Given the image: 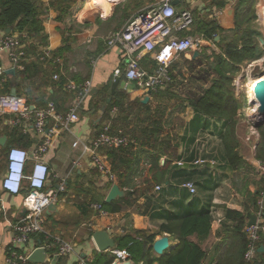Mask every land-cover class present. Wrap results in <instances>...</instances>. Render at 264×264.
<instances>
[{
	"label": "crops",
	"instance_id": "1",
	"mask_svg": "<svg viewBox=\"0 0 264 264\" xmlns=\"http://www.w3.org/2000/svg\"><path fill=\"white\" fill-rule=\"evenodd\" d=\"M155 1L36 0L46 16L43 30L46 44L38 45L36 51L39 53L42 48L47 47L61 57L62 64L54 67L52 64L44 63L34 69L29 78L24 79H15V74H6V76L10 75L12 83L15 82L17 85L10 87L9 92H2L5 81L0 84V100L7 96L23 97L36 108L53 100L57 110L62 113L72 106L73 95L65 93L57 85L54 90L51 88L52 73L60 69L61 77L65 81L81 82L90 79L93 84L91 95L85 100L81 112L79 111L80 120L71 125L69 132L55 135L45 155L51 169L47 187L55 189L60 183H64L65 189L58 192V198L52 204L53 208L47 209L44 227L51 234L59 235L73 243L74 252L59 257L62 259L59 263L57 258L55 263L50 260L43 264H80L82 261L91 263L99 252L92 240V233L97 230H112L111 236L115 239L116 245L113 249H119L116 241L118 237L130 234L141 241L143 233L154 235V241L167 236L172 249L178 244V240L166 232H161L159 228L167 212L184 213L190 208L200 209L210 203L212 235H215V230L223 223L231 225V221L225 222L226 208L243 212L245 215L247 212L254 214L256 212L255 206L254 209L246 208L244 203L247 202V197L243 189L235 188L232 183H228L232 182L234 174L242 170L241 166L232 168L226 162L220 140V134L225 128L224 120L218 117H206L199 113L189 104L188 96L199 93L198 88L201 85L204 87L214 78L212 67L215 64V56L221 54L227 47L241 48L244 45L251 47L253 57L244 60L239 65V70L245 64L254 67L264 60V9H262L264 0H176L173 5L177 10L188 9L192 12L194 22L189 34L203 36L201 49L175 59L170 67L172 79L168 87H161L153 93L143 94L133 84L125 87L121 77L118 87L125 94L122 103L127 107L129 116L120 115L118 124L125 135L132 140V144L126 154L121 153L118 157H112L105 152L109 166L112 168L113 163L116 169L113 171L116 175L114 182L100 175L92 165L89 155L81 154V145L94 136L95 124L100 122L98 119L101 117V108L98 112L89 111L91 98L100 100L103 95L95 97L94 93L99 89L103 90L104 85L114 81L115 70L121 71L123 68L124 71L126 68L120 47L118 45L108 47L106 40L113 32L120 29L126 20L151 6ZM200 23H211V26L200 29ZM3 35L4 32L0 29V41ZM28 53L30 57L27 62L35 60V55ZM201 54L202 60L198 59ZM0 62L6 71L12 69L5 50H0ZM140 66L153 71L156 62L152 55L141 54ZM184 70L191 74L202 73L206 76L205 82L203 76L201 80L193 78L185 82L182 77ZM206 72H209L210 76L205 75ZM252 81L255 84V80ZM182 87L186 88L185 92ZM147 96L148 101L143 103L142 100ZM248 98L253 108L245 109L239 103L235 115L246 116L250 120L254 118L252 124L250 123L249 126L244 124L241 129H248L251 126L252 129L257 130L264 123L255 126L258 121L257 100L252 102L251 96ZM139 104L147 105L148 109L139 107ZM113 108L117 110L112 120L114 126L119 110L116 106ZM108 116L109 114L101 124L108 120ZM155 119L156 122L162 121L160 131L153 133L150 141L143 131L146 127L150 128ZM13 130L8 116L0 115V137H6L4 146L0 145L3 161L0 166V177L5 169L7 148L11 145H19L17 141L10 142L11 137L13 139ZM19 133L27 140L26 144L20 146L29 152L27 168H30L33 163L32 152L39 138L32 128L27 133H22L19 129ZM246 139H250L249 135ZM76 140L79 144L73 146ZM162 146L169 148L160 155L159 166L154 170L157 173L155 181L148 156L157 152L155 148L159 150ZM239 154L243 159H249L248 156ZM115 160L118 165L116 168ZM196 160H204V162L195 164ZM252 165L257 175L253 177L254 179H250L253 180V184H249L248 189L255 193L254 198L257 199L259 191L264 189V160L261 162L255 160ZM128 179L134 187L129 188ZM188 181L194 183L195 192L183 186ZM113 184H117L124 192L123 197L127 189L135 190V194L131 198L120 197L113 200L115 203L109 210L104 208L108 212L107 216L100 217L90 210L89 203L106 202L107 194ZM86 196L91 199H86ZM23 199L24 189L18 194H10L4 191L0 184V264H6V251L12 239L11 225L25 216L22 214ZM179 202L182 204H175ZM246 220L248 223L247 215ZM85 227L90 232L89 236L84 235ZM222 234L215 237L217 243L223 238ZM35 236L26 244L25 251H31L38 246ZM261 246L259 252H264V246ZM106 253L112 255L111 250ZM151 254L153 257L159 256L153 249ZM259 259V264H264V254L260 255ZM135 263L130 254L126 259L113 257L110 264ZM141 263L142 260L138 262Z\"/></svg>",
	"mask_w": 264,
	"mask_h": 264
},
{
	"label": "built area",
	"instance_id": "2",
	"mask_svg": "<svg viewBox=\"0 0 264 264\" xmlns=\"http://www.w3.org/2000/svg\"><path fill=\"white\" fill-rule=\"evenodd\" d=\"M193 22L192 12L188 9L177 10L173 0H156L151 6L130 17L106 40L108 47H120L126 64L123 73L115 70V79L122 77L125 87L133 84L143 94L153 93L163 87L170 81L169 71L173 61L188 52L199 51L202 47L203 36L189 34ZM0 50L7 52L14 70L22 69L23 63L30 57L18 34L4 35L0 41ZM141 54L153 56L156 62L153 71L140 66ZM35 56L54 67L62 64L61 57L47 47L42 48ZM5 77L6 69L0 62V84L5 81ZM60 78V69L52 73V80L59 81ZM63 89L73 95L72 106L64 113L57 110L54 101L36 108L23 97L7 96L0 100V115L8 116L11 127L20 129L22 133H27L32 128L39 138L32 152L33 163L30 168H27L29 152L23 146L11 145L5 154V169L0 177L1 187L10 194H18L24 189L23 206L26 210L25 216L11 225L12 239L6 251V264H27L29 254L37 247L46 250L45 262L54 256L59 258L74 252L73 243L51 234L44 227L48 207L56 202L58 192L65 189L64 183H60L55 189L47 187L51 169L45 155L52 145L53 137L69 132L71 125L80 120L79 111L91 95L93 84L90 79L81 82L67 80ZM116 112V108L111 109L108 120L101 124L88 142L81 145V154L89 155L92 165L110 182L115 181L116 175L107 162L105 152L110 148H128L132 144L122 128L112 125ZM78 144L77 140L73 142V146ZM203 162L204 160H196L194 163ZM183 186L195 192L192 181L185 182ZM255 205L256 221L250 226L246 223L244 227L246 248L243 257L247 263L254 262L264 238V189L259 191ZM89 208L100 217L108 214L101 203H89ZM38 234H43L44 241L31 251H25L26 244ZM111 254L114 259L130 257L126 249H111ZM80 264L87 263L82 261Z\"/></svg>",
	"mask_w": 264,
	"mask_h": 264
},
{
	"label": "trees",
	"instance_id": "3",
	"mask_svg": "<svg viewBox=\"0 0 264 264\" xmlns=\"http://www.w3.org/2000/svg\"><path fill=\"white\" fill-rule=\"evenodd\" d=\"M45 19L46 16L37 4L36 0H0V29L4 32V35L18 34L20 41L26 44V50L27 52H30V54L32 53L36 55L37 46L40 44H46V35L43 33ZM205 26H211V23L199 24L200 29ZM7 28H11V31L6 34L5 30ZM37 42H39V44H36ZM253 55L254 53L251 51V47L249 45H244L241 48H237L235 46L227 47L221 54L215 56V64L212 67L215 74L214 78L210 79V83L206 84L204 87L201 85L198 88L199 93L190 94V96H188L190 98L189 104H191V106L199 113L206 117H218L224 120L225 128L220 134V140L225 152L226 162L232 168L241 166L243 164V160L237 149L234 130V117L236 114L237 102L232 96L230 89L233 78L239 71V65L244 60L253 57ZM201 57L202 54L198 57V59H201ZM34 59L35 60L23 63L22 69L18 68L15 70V79L29 78L34 69L44 64L43 61L36 58V56ZM205 75L210 76V73L206 72ZM202 76L203 74L201 73L200 77ZM203 77L204 81L206 76ZM171 79L172 77L170 76V80ZM120 80L121 78H119V81ZM12 82V77L7 75L5 77V84L3 85L4 87L2 88V92H9L10 87L17 86L15 82ZM50 83L53 90L56 85L59 89L64 90L63 87L65 80L62 77L59 81H54L51 77ZM110 83L111 82L104 85L103 90L99 89L94 93L95 97L103 95L100 100H96L97 98L92 97L89 102V111L92 110L94 112H98L101 106L105 105V111L101 114L100 122L95 124L96 130L100 128L101 122L107 117L109 111L114 106H116L119 110V115L115 121L116 124H114L115 128L120 127L118 124V118L120 115H125L126 117L129 116L127 107H125L122 103L125 97L124 92L117 86L115 93L111 96ZM66 92L68 91H65V93ZM110 96L111 102L106 104V100ZM99 102H101L100 105L98 104ZM46 103L47 102H45L44 105ZM139 107L148 109L147 105L144 104H139ZM81 110L82 109H80V112ZM161 122H156L155 119V121L151 123V127H146L143 131L148 135L150 141L153 133H158L160 131ZM257 130L261 135V141L258 145H262L264 147V125L259 126ZM14 141L19 142V145H24L26 144L25 142H27L26 137L21 135L19 133V129L17 128H14L13 130V139L11 137L10 142ZM168 148V146H162V149L160 148L159 150L155 148L157 152L149 154V162L152 167L151 171H154L155 168L159 166L160 155ZM127 152L128 148H110L107 150V153L112 155V157H118L121 153L126 154ZM117 166L118 165H116L115 160V168ZM162 168H164V166ZM112 170L116 171L113 163ZM152 175L153 179L156 181L157 173L154 171ZM128 180L130 183V179ZM134 191L135 190L127 189L125 197L131 198L132 195L135 194ZM114 203L115 201H111L109 203L103 202L102 205L104 208L109 210ZM175 204L181 205L182 203L179 202ZM255 204V200H253L251 206L248 208L254 209L256 207ZM226 221H231L232 223L231 225L223 223L221 226L226 228V231L223 233L225 236L220 238L221 240L216 243L213 249L216 257L213 261L214 264H259V256L263 255L264 252H259L253 263H247L243 257L246 248V235L244 227L247 220L245 213L226 208L225 222ZM159 228L161 232H166L178 240V244L165 255L158 257L152 256L151 244L154 242V235L152 234L146 235L143 233L141 241L135 238V235H122L116 239L117 248H125L128 252H130L136 262L135 264H138L140 260H142L141 264H153L154 262H157V264H204L205 259L207 258V251L204 248V242L211 235L212 228L210 203L203 205L200 209L190 208L184 213L167 212L164 214V222L160 224ZM35 237L37 239V245L44 241L43 234H38ZM148 244H150V247H148ZM260 245L264 246V238H262ZM61 260L62 259L59 258L58 263L61 262ZM112 260V255H109L106 252H98L96 253L94 260L88 264H110ZM27 264L36 263L28 261Z\"/></svg>",
	"mask_w": 264,
	"mask_h": 264
},
{
	"label": "rangeland",
	"instance_id": "4",
	"mask_svg": "<svg viewBox=\"0 0 264 264\" xmlns=\"http://www.w3.org/2000/svg\"><path fill=\"white\" fill-rule=\"evenodd\" d=\"M263 61H260L254 67H249V65L245 64L242 67V69H240L235 74L230 91L232 92V96L236 99L237 107L239 106V103H240V105L245 109L253 108V106L248 102L249 101L248 97L250 96V92H251L248 85L249 83H251L249 82L250 80H255L256 76L264 71V64H262ZM199 72L201 73V71ZM121 73H123V68L121 69ZM240 75L242 76L240 77ZM200 76L201 74L199 73L191 74L185 70L182 72V77L184 78V80H186L185 82H189V79H193V78L200 80L201 78ZM169 83L170 81L165 83L163 85V88L168 87L167 85ZM182 88H183V91L184 90L186 91L185 87H182ZM161 91H164V90H161ZM234 119H235V122H234L235 139H236V145H237L238 152L248 156L249 159L242 158L243 160V164L241 165L242 171H239V173L234 174L232 177V182L230 181L228 183L230 184L232 183V186H234L235 188L243 189V192L246 193V197H247V202H245L244 204L246 208H248L251 206V203L253 200H255V203L257 200L254 198L255 193L251 191L250 189H248V185L253 184L252 183L253 180L250 181V179L253 177L255 178V176L257 175V172H255V168L252 165V162L253 161L255 162V160L260 161V162L262 159L264 160V147L262 145H258L259 142L261 141V135L259 134L258 130L252 129L251 126L248 129H244V130L241 129V126L244 124L246 126L247 125L249 126L250 123L252 124L255 121L254 118H251L250 120L249 117H246V116L237 117V115H235ZM247 135H249L250 139H246ZM1 155L2 154L0 153V166L2 165V162H3ZM256 168L258 170V167ZM131 187H134V185H130L129 188ZM85 198L91 199L89 196H86ZM217 221H218V217H217ZM83 231L85 233L84 235L89 236L90 232L86 229V227L83 229ZM225 231H226V228L224 227L217 228L215 230V235L211 234L209 238L204 242V248L208 252L207 258L205 259L204 264H214L213 261L216 257H215V252L213 251V249L217 243V241L215 240V237L219 234L221 235V233H224ZM223 236H225V234Z\"/></svg>",
	"mask_w": 264,
	"mask_h": 264
},
{
	"label": "water",
	"instance_id": "5",
	"mask_svg": "<svg viewBox=\"0 0 264 264\" xmlns=\"http://www.w3.org/2000/svg\"><path fill=\"white\" fill-rule=\"evenodd\" d=\"M176 3V0H173V4ZM6 33H9L11 31V28H7ZM6 74H15L14 69H10L6 71ZM119 78H116L110 86V94L111 96L115 93L116 87L118 86ZM14 90V89H13ZM253 93L257 100V111H258V121L256 122L255 126H259L264 123V72H261L258 74L255 78V84L253 86ZM111 96L107 98L106 104L111 102ZM148 101V96L145 97L142 102L146 103ZM105 111V105L101 106L100 113L102 114ZM101 117L98 119L100 120ZM6 137L2 136L0 137V145L4 146ZM124 192L119 188L117 184H113L107 194L106 202L109 203L117 198L123 197ZM48 208H53V205H50ZM26 210L25 208L22 209V214H25ZM247 218H248V226L252 225L256 221V215L252 212H247ZM111 229L106 230H97L92 233V240L94 241L97 249L99 252H106L116 247L115 245V239L111 236L112 235ZM153 251L159 255H165L170 250V243L167 236H162L159 239L155 240L152 244ZM262 249V246L259 248V251ZM47 259V253L46 250L43 247H37L35 248L28 256V261L36 264H43L45 263ZM52 262L55 263L57 260V257L54 256L52 259Z\"/></svg>",
	"mask_w": 264,
	"mask_h": 264
},
{
	"label": "bare ground",
	"instance_id": "6",
	"mask_svg": "<svg viewBox=\"0 0 264 264\" xmlns=\"http://www.w3.org/2000/svg\"><path fill=\"white\" fill-rule=\"evenodd\" d=\"M262 9H264V3L262 4ZM251 83H249V85H248V87L250 88V96H251V101L252 102H255L256 101V97H255V95H254V93H253V85H254V82L251 80L250 81ZM256 105V104H255Z\"/></svg>",
	"mask_w": 264,
	"mask_h": 264
}]
</instances>
